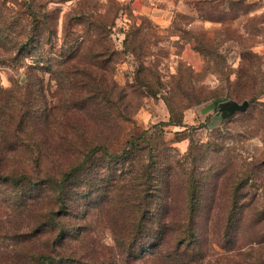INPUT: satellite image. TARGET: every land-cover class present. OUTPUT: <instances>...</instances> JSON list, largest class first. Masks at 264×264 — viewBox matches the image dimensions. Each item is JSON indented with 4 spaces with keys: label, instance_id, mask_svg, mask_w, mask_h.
<instances>
[{
    "label": "trees",
    "instance_id": "trees-1",
    "mask_svg": "<svg viewBox=\"0 0 264 264\" xmlns=\"http://www.w3.org/2000/svg\"><path fill=\"white\" fill-rule=\"evenodd\" d=\"M71 1L0 0V68L32 60L22 64L27 79L17 97L2 95L0 86L2 201L24 214L28 226L23 243L48 239L45 251L29 252L31 263L107 264L95 255L57 251L70 240H82L89 216L97 213L111 231L118 264L148 257L161 264H221L209 261L215 251L224 253L225 264H264V150L251 161L228 157L232 151L227 142L235 137L219 128L205 144L191 139L180 157L166 141L164 127H184L186 111L215 98L204 88H183L184 79L193 78L192 69H181L173 79L179 85L166 92L158 87L159 74L144 67L135 81L118 84L120 53L111 36L123 5L107 0L94 8V0H81L64 15L60 30L62 6ZM242 1L198 0L194 6L204 21L220 22ZM50 4L58 8L49 10ZM219 4L225 5L222 17L215 16ZM125 42V52L139 59L134 41L127 36ZM199 47L195 49L210 53ZM46 75L56 86L54 105L45 93ZM251 80L239 76L237 86L246 90L232 94L250 102L248 111L223 123L253 122L255 130L246 134L260 135L264 143L263 92ZM136 97L163 99L170 121L132 137L121 152H114L122 122L138 109ZM51 131L57 138L50 139ZM18 147L28 149L30 156L11 168L8 152ZM54 151L58 155L52 168L42 169ZM223 160L228 161L224 171ZM27 163L37 171L30 173ZM237 251H242V262Z\"/></svg>",
    "mask_w": 264,
    "mask_h": 264
},
{
    "label": "rangeland",
    "instance_id": "rangeland-1",
    "mask_svg": "<svg viewBox=\"0 0 264 264\" xmlns=\"http://www.w3.org/2000/svg\"><path fill=\"white\" fill-rule=\"evenodd\" d=\"M79 1L81 0H73L62 6L60 30L64 15L70 12ZM118 1L121 2L124 10L121 11L111 36L112 47L120 53L115 72L118 84L124 86L135 81L137 70L144 67L148 73L157 72L159 74L161 85L158 87L166 92L179 85L173 79L181 72V69L184 72L192 69L193 78L184 79L183 88L196 91L204 88L210 96L215 98L186 111L184 127H164L165 138L170 147L182 157L188 152L191 139L199 144H205L209 141L212 130L221 128L225 134L235 137L227 142L226 147L232 151L227 154L228 157H237L239 160L249 159V161L252 158H259L264 150L262 137L260 135L250 137L246 134L255 130V123L239 122L226 125L223 123L219 106L230 101L244 102V100H235L232 96L236 91L246 90L244 87L237 86L239 76L246 79L253 78L251 83L258 90H262V101L264 102V0H243L233 8L232 15L228 17H222L225 5H217L215 16L222 17L223 20L220 22L204 21L200 17L194 6V2L198 0ZM106 3L107 0H94L91 4L94 8H98ZM48 8L52 10L58 8V5L50 4ZM179 16H184L186 19H181ZM127 36L139 49V59L125 52L126 47H129L125 42ZM197 44L203 46L198 50L208 49L210 53L205 55L197 51L195 49ZM48 58H52V55H48ZM31 62V58L21 59V61H15L11 65L0 68L2 95L17 97L18 88H24L27 79L26 67L22 64L30 65ZM146 73L144 72L143 75ZM48 78L46 75L45 93L48 101L54 105L57 104L56 86L49 82ZM133 105L138 109L130 121L122 122L123 135L114 144V152H121L124 144L132 137L140 135L151 127L170 121L169 109L163 99L136 97ZM85 119H87L85 120L87 124L91 123V119ZM61 132L65 134L64 131L61 130ZM56 134L57 132L54 134L52 131L49 132L50 139L57 138ZM18 148L14 152L8 150V156L11 158L8 166L11 168L19 167L22 159L24 160L26 155L30 156L28 149ZM57 152L54 153V158L50 162L42 165V169L52 168V162L57 160L55 157L58 155ZM37 153L35 151V154ZM225 156V154L222 155V157ZM227 163V160H223L225 164L221 167L223 171ZM28 165L30 173L37 171L32 163ZM3 191H0L2 198L0 199V264H32L28 258L29 252L45 251L44 243L48 239L44 237L32 243H23L22 237L27 233L28 222L21 210L13 209L2 201ZM77 223L86 228L81 220ZM83 234L84 238L79 242L70 240L57 251L69 254L73 252L79 256L87 253L104 258L107 264H118L111 231L104 218L98 216L97 213L89 216L87 229L83 230ZM47 245H50V242ZM50 248V250H56L57 247L51 246ZM242 251L235 252L240 262L244 260V257H239ZM222 253L212 252L209 261L225 264L222 259L225 255ZM262 254L264 256V246H262ZM114 257H116V262L113 263L111 260ZM135 264L161 263L153 257H148Z\"/></svg>",
    "mask_w": 264,
    "mask_h": 264
},
{
    "label": "water",
    "instance_id": "water-1",
    "mask_svg": "<svg viewBox=\"0 0 264 264\" xmlns=\"http://www.w3.org/2000/svg\"><path fill=\"white\" fill-rule=\"evenodd\" d=\"M250 107V102L248 100L243 103L236 101H230L223 103L219 106L221 117L223 120L230 119L239 113H246Z\"/></svg>",
    "mask_w": 264,
    "mask_h": 264
}]
</instances>
